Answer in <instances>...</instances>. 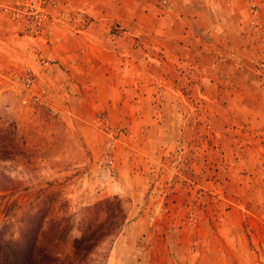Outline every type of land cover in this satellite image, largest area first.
Instances as JSON below:
<instances>
[{
  "label": "rangeland",
  "instance_id": "1",
  "mask_svg": "<svg viewBox=\"0 0 264 264\" xmlns=\"http://www.w3.org/2000/svg\"><path fill=\"white\" fill-rule=\"evenodd\" d=\"M70 11L42 37H24L48 42L57 27L93 26L82 10ZM110 26L115 37L133 39L135 49H118L115 59L128 71V101L122 114L101 111L83 130L36 89L41 75L26 57L47 69L54 60L45 49H16L2 60L12 69L0 71V128L14 132L21 153L0 160V229L14 239L40 189L57 191L74 221L85 206L117 195L130 201L127 219L109 249H100L104 264H264V126L240 116L253 103L233 97L246 81L264 90L255 68L262 33L247 26V40L214 36V47L203 49L208 41L198 29L191 54L179 39L166 45ZM105 57L97 62L110 68Z\"/></svg>",
  "mask_w": 264,
  "mask_h": 264
},
{
  "label": "crops",
  "instance_id": "2",
  "mask_svg": "<svg viewBox=\"0 0 264 264\" xmlns=\"http://www.w3.org/2000/svg\"><path fill=\"white\" fill-rule=\"evenodd\" d=\"M253 1L260 6L264 19V0ZM67 2L70 9L85 12L94 24L79 33L65 26L57 27L45 39L48 42L19 35L13 21L5 13L0 12V71L12 69L8 65L11 62L2 64V60L5 62L8 59L6 54L16 49H34L36 52L38 49H45L44 52L54 60L47 69L41 68L32 53L26 57V66L38 69L41 75L39 76L41 80H37L35 84L36 89H44L46 94L44 98L52 110L63 117L66 113L72 114L73 126L82 130L94 123L96 115L101 111H107L112 116L119 115L116 113L122 114L120 103L125 104L128 101L122 96V91H129L128 85L125 86L128 83L123 78L128 71L126 68L124 71L120 70L115 59L118 61V49H135L133 39L129 36L115 37L110 23H118L135 36L163 39L166 45L174 38L179 39L177 46L180 49H190L191 54L199 49L195 39H199L200 32L208 41V45L203 44V49L214 47V43L209 41L214 36L247 40L246 0H67ZM185 38H191L188 41L190 45L184 41ZM257 45L259 43H256V47ZM230 46L232 49L233 45ZM140 47L138 48L141 49ZM163 52L166 53V50ZM174 53L177 55L176 51ZM103 54L110 58V68H105L109 64L105 63V59L100 61L101 64L97 62L96 58ZM146 57L148 62L151 56L147 54ZM254 83L246 81L245 88L237 95L239 97H233L236 101L245 103L246 107L249 106L247 103H253L254 107L249 106V110L240 116L253 125L256 123L264 126V90L257 91V87L251 85ZM152 87L153 85L149 86L150 89Z\"/></svg>",
  "mask_w": 264,
  "mask_h": 264
},
{
  "label": "trees",
  "instance_id": "3",
  "mask_svg": "<svg viewBox=\"0 0 264 264\" xmlns=\"http://www.w3.org/2000/svg\"><path fill=\"white\" fill-rule=\"evenodd\" d=\"M20 153L14 132L0 128V160ZM129 202L117 195L103 198L85 206L74 221L57 191L40 189L22 215L16 237L0 229V264H104L108 254L100 255V249H109L122 231Z\"/></svg>",
  "mask_w": 264,
  "mask_h": 264
},
{
  "label": "built area",
  "instance_id": "4",
  "mask_svg": "<svg viewBox=\"0 0 264 264\" xmlns=\"http://www.w3.org/2000/svg\"><path fill=\"white\" fill-rule=\"evenodd\" d=\"M246 2L248 27L253 28L254 32L262 33L263 38L264 25L258 5L253 0H246ZM70 10L68 3L64 0H0V12L5 13L14 22L16 32L21 36L42 37L47 33V26L51 21L58 20L62 24L65 23ZM261 49H264V46ZM255 68L261 83L264 84V52Z\"/></svg>",
  "mask_w": 264,
  "mask_h": 264
}]
</instances>
